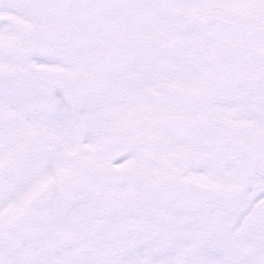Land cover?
<instances>
[{"label": "snow or ice", "instance_id": "snow-or-ice-1", "mask_svg": "<svg viewBox=\"0 0 264 264\" xmlns=\"http://www.w3.org/2000/svg\"><path fill=\"white\" fill-rule=\"evenodd\" d=\"M0 264H264V0H0Z\"/></svg>", "mask_w": 264, "mask_h": 264}]
</instances>
